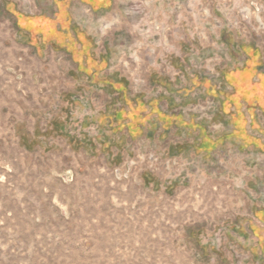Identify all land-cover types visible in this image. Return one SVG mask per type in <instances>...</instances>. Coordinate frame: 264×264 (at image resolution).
<instances>
[{"label":"rangeland","instance_id":"obj_1","mask_svg":"<svg viewBox=\"0 0 264 264\" xmlns=\"http://www.w3.org/2000/svg\"><path fill=\"white\" fill-rule=\"evenodd\" d=\"M12 5L25 16L52 10L45 0H0V264H260L247 247L253 213L264 208V146L184 157L141 141L124 162L81 150L85 123L97 133L104 105L126 106V97L85 73L74 90L68 73L79 70L80 32L131 95L166 94L220 134L222 97L211 93L227 90L224 73L252 49L264 71V0H114L104 13L80 6V27L62 42L39 36L40 50L21 38ZM61 119L66 132L44 146L22 141L34 123Z\"/></svg>","mask_w":264,"mask_h":264},{"label":"crops","instance_id":"obj_2","mask_svg":"<svg viewBox=\"0 0 264 264\" xmlns=\"http://www.w3.org/2000/svg\"><path fill=\"white\" fill-rule=\"evenodd\" d=\"M45 1L52 6L50 13L41 8V13L25 16L16 11L13 5L9 7L17 19V28L25 33L23 37L20 34L21 38L37 45L39 50L41 43L38 38H42L39 36H43L44 44L55 40L62 42L66 37L63 32L69 31L72 24L80 27V19L76 18V9L80 6L94 13H104L114 5V0ZM48 31L53 34L48 35ZM26 33L29 37L25 36ZM78 37L83 45L75 59L79 70L76 65H70L68 73L74 90L85 84L84 76L90 74L105 82L109 91L124 95L127 103L122 107L114 103L105 104L102 112L93 120L98 128L97 133H88L90 124L85 123L78 137L81 150L107 153L112 155L113 161L124 162L130 159V148L138 146L141 141L157 140L167 147L170 154L184 157H207L231 143L250 149L264 146V71L258 50L245 51L242 63L224 73L226 91H212L214 96L222 97L214 119L220 120L219 123L226 127L225 131L213 135L193 115L179 113L177 110L181 104L166 97V94L153 97L142 90L137 96L131 95L127 78L117 70L106 73L108 65L104 55L92 53L90 41L93 39H87L80 32ZM66 119H61L62 122L55 120L45 129L41 124L34 123L27 133H22L21 139L27 146H44L45 137L66 132L69 124ZM252 217L249 229L252 243L247 249L254 261L264 264V208L255 209Z\"/></svg>","mask_w":264,"mask_h":264}]
</instances>
